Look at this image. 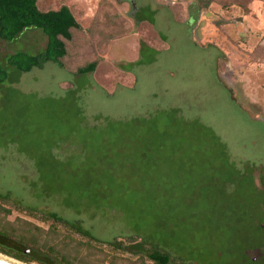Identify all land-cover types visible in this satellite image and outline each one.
I'll return each mask as SVG.
<instances>
[{"label":"rangeland","instance_id":"1","mask_svg":"<svg viewBox=\"0 0 264 264\" xmlns=\"http://www.w3.org/2000/svg\"><path fill=\"white\" fill-rule=\"evenodd\" d=\"M40 1L43 12L65 3L84 30L74 31L64 68L48 63L42 70L14 73L12 87L39 97H63L81 87L91 126L99 124L96 116L124 120L179 109L184 118L212 127L239 167L255 166L257 186L264 188V0H215L207 9L198 0ZM147 8L152 17L143 11ZM138 15L154 22H139ZM46 44L41 31L29 29L13 43L0 41V59L40 53ZM146 46L158 54L144 57ZM150 59L155 62L138 65ZM94 61V73L77 74ZM17 113L13 107L2 109L0 126L17 129ZM73 150L65 145L54 153L66 159ZM59 186L40 181L17 145L0 150V194L8 196L0 199V207L10 212L0 210V235L13 243L0 249L16 254L14 244L31 249V255L23 254L25 264H153L109 243L129 245V237L155 235L177 248L184 264H223V251L229 248L223 241L232 236L226 223L237 220L229 208L238 203L223 194V187H88L89 200L74 196L67 201L66 189L78 187ZM93 205L117 210L101 209L94 217L85 208ZM51 212L69 227L85 222L91 237L61 223H54L59 234L47 232L51 224L42 215ZM247 255L257 259L259 251Z\"/></svg>","mask_w":264,"mask_h":264},{"label":"trees","instance_id":"2","mask_svg":"<svg viewBox=\"0 0 264 264\" xmlns=\"http://www.w3.org/2000/svg\"><path fill=\"white\" fill-rule=\"evenodd\" d=\"M214 1L198 0V3L207 9ZM40 3V0H0V41L13 43L29 29L39 30L47 38L46 47L40 53L18 52L0 59V113L9 107L18 112L17 129L5 124L0 126V150L17 145L18 151L33 162L45 185L55 181L60 183L59 187H78L66 189L67 201L74 196L80 201L89 200L88 187H223V194L234 196L238 203L229 208L237 220L226 223L232 236L229 241H223L228 242L229 248L223 251L221 260L223 264H261V261L249 258L247 251H259L264 246V188L257 186L256 167L250 164L239 167L232 160L226 142L212 127L197 119L184 118L179 109L124 120L96 116L95 121L99 124L91 126L81 105V87L67 90L63 97H39L12 87L14 73L42 70L48 63L64 68L74 31L84 30L65 3L58 10L46 12L41 11ZM151 17L138 15L137 20L153 23ZM146 53L154 57L158 54L147 46L143 49L144 57ZM154 59L141 61L138 65L152 64ZM96 69L97 62L94 61L80 67L77 74L86 76ZM23 112L26 117L22 118ZM65 145L74 150L66 159H61L54 151ZM7 197L0 194L1 200ZM77 208L81 209V206ZM85 208L91 209L94 217L101 209L117 210L96 205ZM0 210L10 213L2 207ZM28 212L32 216L38 215ZM44 215L46 221L69 226L55 212ZM84 223L78 220L72 228L83 238H89L91 234L84 228ZM32 225L36 231L42 230ZM47 232L54 234V226ZM128 241L129 245L109 244L145 257L153 264L185 263L184 256L165 238L154 235L143 240L132 236ZM11 244L6 236L0 235L1 246L9 248ZM14 247L17 254L11 249L6 250L8 248H1L0 253L29 263L23 254L31 255L34 251L18 244Z\"/></svg>","mask_w":264,"mask_h":264},{"label":"flooded vegetation","instance_id":"3","mask_svg":"<svg viewBox=\"0 0 264 264\" xmlns=\"http://www.w3.org/2000/svg\"><path fill=\"white\" fill-rule=\"evenodd\" d=\"M27 213H30V212H27ZM42 221L45 222L46 220L43 219V215H42ZM47 223H50L51 225L48 227V231H50L52 229V227L54 226V223L53 221H46ZM76 222V221H75ZM64 226H67L70 230H72L74 233L75 230L72 228V227H69L68 225H64ZM55 233L56 234H59V231L58 230H55ZM68 235V234H67ZM248 252V251H247ZM257 261H261V264H264V246L261 248V250H259V257L256 259Z\"/></svg>","mask_w":264,"mask_h":264},{"label":"bare ground","instance_id":"4","mask_svg":"<svg viewBox=\"0 0 264 264\" xmlns=\"http://www.w3.org/2000/svg\"><path fill=\"white\" fill-rule=\"evenodd\" d=\"M0 259H1V260H4V261H6V262L12 263V264H25V263H23V262L17 261V260L12 259V258H9V257L4 256V255H2V254H0Z\"/></svg>","mask_w":264,"mask_h":264},{"label":"water","instance_id":"5","mask_svg":"<svg viewBox=\"0 0 264 264\" xmlns=\"http://www.w3.org/2000/svg\"><path fill=\"white\" fill-rule=\"evenodd\" d=\"M0 264H12V263H9V262H6V261L0 259Z\"/></svg>","mask_w":264,"mask_h":264}]
</instances>
